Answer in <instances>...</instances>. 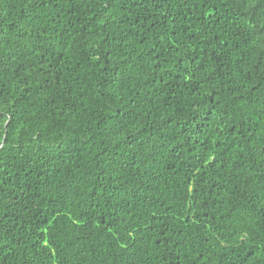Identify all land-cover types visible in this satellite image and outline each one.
I'll return each instance as SVG.
<instances>
[{"label":"trees","instance_id":"obj_1","mask_svg":"<svg viewBox=\"0 0 264 264\" xmlns=\"http://www.w3.org/2000/svg\"><path fill=\"white\" fill-rule=\"evenodd\" d=\"M0 264H264V0H0Z\"/></svg>","mask_w":264,"mask_h":264}]
</instances>
